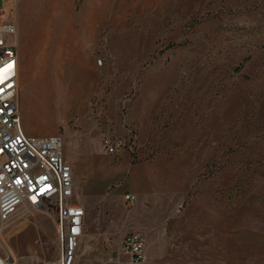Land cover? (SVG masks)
I'll list each match as a JSON object with an SVG mask.
<instances>
[{
    "label": "rangeland",
    "instance_id": "1",
    "mask_svg": "<svg viewBox=\"0 0 264 264\" xmlns=\"http://www.w3.org/2000/svg\"><path fill=\"white\" fill-rule=\"evenodd\" d=\"M9 5L26 133L60 135L73 172L93 156L106 172L73 180L88 231L74 264H104L108 240L126 231L147 240L144 264H264V0ZM71 68L82 73L68 105L59 77ZM0 239L9 264H56V209L23 206Z\"/></svg>",
    "mask_w": 264,
    "mask_h": 264
},
{
    "label": "built area",
    "instance_id": "2",
    "mask_svg": "<svg viewBox=\"0 0 264 264\" xmlns=\"http://www.w3.org/2000/svg\"><path fill=\"white\" fill-rule=\"evenodd\" d=\"M19 41L14 20L0 9V233L23 206L52 205L58 216L60 256L56 264H74L77 242L84 235L85 211L72 203V168L64 159L60 135L32 136L26 133L19 100ZM107 153L117 144L102 138ZM133 205L135 195H124ZM0 264L13 262L11 251L0 239ZM104 264H144L147 242L139 231H129L118 240H108Z\"/></svg>",
    "mask_w": 264,
    "mask_h": 264
},
{
    "label": "crops",
    "instance_id": "3",
    "mask_svg": "<svg viewBox=\"0 0 264 264\" xmlns=\"http://www.w3.org/2000/svg\"><path fill=\"white\" fill-rule=\"evenodd\" d=\"M9 7H10L9 0H2V6H1L0 9L2 10V16L3 17H7ZM76 53H80V52L77 50ZM84 56H86V59H87V55L84 54ZM71 69H72V71L70 73L71 74L70 80L68 78L65 79V77H59V89L62 88L64 90H69V89L72 90V92L70 93V95H71L72 98H69V96L68 97H63L62 95L59 94V102H61V101H67V104L68 105H71L72 104V102L74 100V97H75V94L77 93L75 91L76 90V85L75 84H72V82H74L72 80H73V78L76 80L77 75L79 73H82L80 69H78V70H75L74 68H71ZM27 78H28V75H26L25 78H24V82H23V85H22V89H23V86H24ZM64 82L69 83V85H71V86H69V85L66 86V87L65 86H62V84ZM36 85L37 86H40L38 84H36ZM72 88H74L75 90H73ZM67 110L68 109H65V110L64 109H59V113L62 114L63 111H67ZM64 159H65V155H64ZM65 161L68 164H70L66 159H65ZM87 167H91V169L93 171V174L95 176H103L104 177V175L106 174L105 170H103L104 167H103V161H102V159L99 158L98 156H93V158L91 159V161L89 159L85 158L83 160V164H80V165L77 164V165H75L74 172H73V168L71 166V168H72V177H73L74 182L76 181L78 183L79 179L81 178V175L82 174L85 175L82 171L83 170H86L87 171ZM147 181L148 180L145 178V176H138V177H136L135 178V181L132 183V191L135 192V193H137V194H139V192H141L144 189L141 186H143ZM127 205H128V203H127ZM126 232H129V231H126ZM85 235H88L87 229L84 231V236ZM146 242H147V240H146ZM77 254L78 253L76 252V256L75 257H77Z\"/></svg>",
    "mask_w": 264,
    "mask_h": 264
},
{
    "label": "bare ground",
    "instance_id": "4",
    "mask_svg": "<svg viewBox=\"0 0 264 264\" xmlns=\"http://www.w3.org/2000/svg\"><path fill=\"white\" fill-rule=\"evenodd\" d=\"M83 64H84V62H83ZM83 64L81 65V66H83ZM20 95V94H19ZM59 111V110H58ZM9 264V263H8Z\"/></svg>",
    "mask_w": 264,
    "mask_h": 264
}]
</instances>
